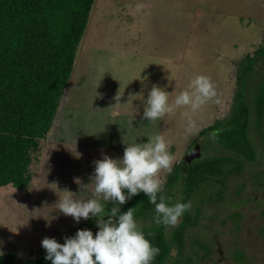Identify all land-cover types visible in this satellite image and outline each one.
I'll use <instances>...</instances> for the list:
<instances>
[{
	"label": "rangeland",
	"instance_id": "1",
	"mask_svg": "<svg viewBox=\"0 0 264 264\" xmlns=\"http://www.w3.org/2000/svg\"><path fill=\"white\" fill-rule=\"evenodd\" d=\"M137 5L143 7L137 10ZM263 34L264 0H96L55 125L34 153L31 185L0 188V251L15 252L21 263L33 262L47 255L42 247L45 237L60 244L73 237L85 220L77 223L58 210L56 203L63 195L59 190L92 198L91 189L80 192L74 178L89 184L93 162L102 154L122 159L123 140L147 143L163 133L176 157L173 168L197 145L202 158L213 155L195 141L230 112L238 63L259 47ZM198 74L214 82L217 96L212 101L196 112L182 109L156 121L143 119L144 101L153 85L178 94ZM141 92L143 96L128 103L130 94ZM118 93L121 106L116 107ZM184 111L195 124L192 133L186 132L189 117L182 115ZM250 173L239 174L236 181ZM168 176L162 174L165 183ZM54 183L58 188H49ZM214 183L202 184L191 200L192 216L198 211L205 215L189 233L187 254L198 259L195 264H210L203 259L205 250L192 243L199 233L205 237L216 232L230 257L235 246H257L259 234L254 231L264 229V185L259 189L249 182L244 195L232 192L229 199L214 203L209 200L217 192ZM234 212L241 215L239 220L229 216ZM219 244L213 246L220 249ZM220 256L216 251L215 258Z\"/></svg>",
	"mask_w": 264,
	"mask_h": 264
},
{
	"label": "trees",
	"instance_id": "2",
	"mask_svg": "<svg viewBox=\"0 0 264 264\" xmlns=\"http://www.w3.org/2000/svg\"><path fill=\"white\" fill-rule=\"evenodd\" d=\"M95 2L0 0V188L13 185L26 189L31 185L34 153L55 125ZM199 136L195 142L200 140L205 149L213 150V155L191 163L185 157L174 166L161 193L171 196V203H191L202 184L211 180L217 188L209 196L214 203L229 199L232 192L244 195L252 181L262 188L264 34L259 47L238 63L230 112ZM248 170L251 173L247 179L236 181ZM101 203L105 213L114 206L103 200ZM119 208L121 214L135 208L134 217L146 238L160 249L152 264H195L187 254V245H191L190 230L204 219L202 211L192 216L190 209L178 225L165 227L155 224L154 205L144 193L131 197ZM229 216L238 219L241 215L234 212ZM84 229L91 230L95 237L99 231L97 218L90 217L77 226L73 237ZM194 239L192 243L208 248L205 241ZM45 257L21 263L16 253L10 252L0 255V264H51Z\"/></svg>",
	"mask_w": 264,
	"mask_h": 264
},
{
	"label": "clouds",
	"instance_id": "3",
	"mask_svg": "<svg viewBox=\"0 0 264 264\" xmlns=\"http://www.w3.org/2000/svg\"><path fill=\"white\" fill-rule=\"evenodd\" d=\"M142 7L143 5H137V10ZM141 96L143 92L139 95L130 94L128 103ZM216 96L214 82L203 74L195 75L178 94H169L161 87L153 85L144 101L143 119L156 121L182 109L196 112ZM120 98L119 93L114 97L116 107L121 106ZM182 115L189 117L186 132L192 133L195 124L189 112L184 111ZM212 135L214 137L215 133ZM147 141L128 144L123 140L125 148L122 159H113L102 154V159L93 162L95 170L89 177V184L85 185L80 178H74L80 192L82 189H91L92 198L81 199L67 188L59 190L63 195L59 196L56 203L58 210L65 216L74 218L77 223L81 218H97L99 231L94 237L91 230H78L74 237H65L64 244L58 243L54 238L45 237L42 247L47 253L45 258L51 264H152L160 249L154 247L146 238L134 217L135 208L121 214L119 205H124L131 197L144 193L154 205L155 224L175 227L183 214L191 209V203H171V196L161 194L165 184L162 174L172 173L176 157L169 151V142L163 133L149 137ZM49 186L58 188L55 183ZM101 200L114 205L109 212L105 213ZM0 255L3 253L0 252Z\"/></svg>",
	"mask_w": 264,
	"mask_h": 264
},
{
	"label": "flooded vegetation",
	"instance_id": "4",
	"mask_svg": "<svg viewBox=\"0 0 264 264\" xmlns=\"http://www.w3.org/2000/svg\"><path fill=\"white\" fill-rule=\"evenodd\" d=\"M199 232H201V231H199ZM256 233L259 234V236H256V238H257L256 244H258L257 246L251 245V247H250V246H247L246 244L235 246V248H233V251H232V254L230 257L226 253L227 251L225 249L223 250V247L219 244V242L221 243V241L217 240L219 236L216 232L210 231L208 233V235L204 234L205 237H203L199 233L200 237L197 236L195 238H200V241L205 240L206 242L207 241L210 242V243L207 242L208 248H203L202 246H200L205 250V253L203 254V259L204 260L208 259V261H209L208 263H210V264H264L263 263V259H264V230L259 228V229H257V231H254V234H256ZM204 238H206V239H204ZM243 239L245 240V238H243ZM211 241L213 243H211ZM193 242H195V239L193 240ZM214 243L219 244L221 246L220 249H218L217 245L213 246ZM216 251H221V256L218 259L215 258V252ZM200 259H202V258H200ZM197 260L198 259L195 260V258H194L195 263H197Z\"/></svg>",
	"mask_w": 264,
	"mask_h": 264
},
{
	"label": "water",
	"instance_id": "5",
	"mask_svg": "<svg viewBox=\"0 0 264 264\" xmlns=\"http://www.w3.org/2000/svg\"><path fill=\"white\" fill-rule=\"evenodd\" d=\"M201 155H202L201 146L200 145H197L194 148V150L186 156L185 160L187 162L191 163L194 160L199 159L201 157Z\"/></svg>",
	"mask_w": 264,
	"mask_h": 264
},
{
	"label": "crops",
	"instance_id": "6",
	"mask_svg": "<svg viewBox=\"0 0 264 264\" xmlns=\"http://www.w3.org/2000/svg\"><path fill=\"white\" fill-rule=\"evenodd\" d=\"M124 100H125V98H124Z\"/></svg>",
	"mask_w": 264,
	"mask_h": 264
}]
</instances>
